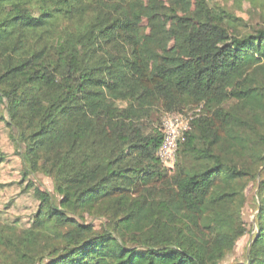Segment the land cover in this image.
<instances>
[{"label": "trees", "instance_id": "16d2710c", "mask_svg": "<svg viewBox=\"0 0 264 264\" xmlns=\"http://www.w3.org/2000/svg\"><path fill=\"white\" fill-rule=\"evenodd\" d=\"M230 1L149 72L130 0H0V119L37 201L0 229V264H217L249 180L255 229L229 264H264V0ZM198 107L167 168L161 115Z\"/></svg>", "mask_w": 264, "mask_h": 264}, {"label": "rangeland", "instance_id": "374dc122", "mask_svg": "<svg viewBox=\"0 0 264 264\" xmlns=\"http://www.w3.org/2000/svg\"><path fill=\"white\" fill-rule=\"evenodd\" d=\"M130 1L138 8V21L143 31L136 39V44L149 72L154 71L158 55H187L189 32L197 22L205 20V7L212 6L216 2L227 3L228 6L233 7L230 0ZM244 7H247L246 4ZM234 12L247 18V14L243 11ZM251 21L255 23L257 16H253ZM164 115L165 113L160 118L158 127L160 133ZM16 153L9 130L0 119V229L27 227L32 221L37 206V201L33 198L30 187L27 186L28 179L21 176V165ZM164 166L173 167L168 164ZM33 184L34 187L42 190L53 191L51 179L47 176H36ZM253 193V181L249 180L244 190L245 202L241 208L243 235L236 241L233 250L217 264H229L244 259L250 235L255 229L251 226L255 214Z\"/></svg>", "mask_w": 264, "mask_h": 264}, {"label": "built area", "instance_id": "2783aa9c", "mask_svg": "<svg viewBox=\"0 0 264 264\" xmlns=\"http://www.w3.org/2000/svg\"><path fill=\"white\" fill-rule=\"evenodd\" d=\"M198 108L188 110H177L166 113L161 120L162 141L156 155L164 165L173 166L180 143L185 139L187 131L190 129V122Z\"/></svg>", "mask_w": 264, "mask_h": 264}]
</instances>
